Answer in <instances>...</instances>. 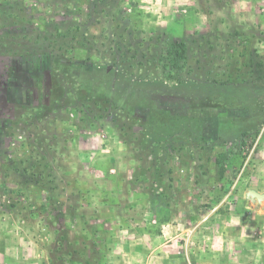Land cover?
Instances as JSON below:
<instances>
[{"label":"rangeland","instance_id":"obj_1","mask_svg":"<svg viewBox=\"0 0 264 264\" xmlns=\"http://www.w3.org/2000/svg\"><path fill=\"white\" fill-rule=\"evenodd\" d=\"M16 3L25 8L23 23L11 28L16 33L56 34L59 25L81 23L96 48L106 49L112 33L109 10H92L89 0H0V6ZM121 10L146 39L163 32L180 39L210 33V44L190 53L177 81L165 79L153 63L134 70L140 79L118 81L97 52L89 59L84 50L71 51L77 66L84 67L78 82L86 85L80 91L78 82L72 83L65 100L46 57L11 58L0 106L1 204L7 200L3 189L20 182L21 166L41 181L8 199L15 209L0 205V264H185L175 244L186 245L188 237L207 249L210 240L200 230L217 232V225L223 226L217 214H229L231 208L243 212L247 189L259 192H248V198L264 208V73H252L248 57L252 46L264 50V0H125ZM101 66H109L108 71ZM41 75L50 88V112L8 119L12 105L39 106L34 78ZM90 89L135 112L118 121L124 135L110 116L85 128L78 112L51 109L72 104L77 93L87 97ZM210 150L230 154L227 177L197 190L198 165ZM92 159L96 163L89 170ZM149 167L172 186L176 198H169L170 206L162 205L151 187L154 173L146 183L133 182ZM81 176L91 187L75 182ZM255 212L246 211L250 219L244 226L250 230L239 235L235 264H264V215ZM187 229L193 232L189 236L182 233ZM57 248L71 256L60 260ZM208 257L219 260L213 251Z\"/></svg>","mask_w":264,"mask_h":264},{"label":"trees","instance_id":"obj_2","mask_svg":"<svg viewBox=\"0 0 264 264\" xmlns=\"http://www.w3.org/2000/svg\"><path fill=\"white\" fill-rule=\"evenodd\" d=\"M125 0H89L90 9L109 10L111 12L110 22L112 33L107 38L108 43H105V50L96 48L97 43L92 40L91 35L84 31L83 25L77 23L67 27L57 26L56 34L48 33V31L41 35L36 32L16 33L12 30L19 26L18 21L23 18L25 8L19 3L0 6V106L1 95L6 84L5 78L11 69L10 61L16 55L30 56V57H46L48 66L50 67L49 75L55 79L56 86L62 93V99L65 100L71 91V84L79 81L80 71H84L82 65L77 66L74 62L71 51L84 50L88 54L89 59L97 52L108 61V64L113 67V74L116 75L118 81L134 82L140 79L141 75L135 74L134 70L141 69L146 63H153L159 72H161L165 79L170 81H177V74H183L185 68L188 66L189 55L194 49H201L203 44H210V33H194L188 38H175L168 33H159L156 36L146 39L143 32L136 29L131 22L124 16L121 7ZM225 3V0H219ZM101 11V10H100ZM13 27V28H12ZM12 28V29H11ZM239 35V33L237 34ZM91 37V38H90ZM241 37V35L239 36ZM203 43V44H202ZM250 43V42H248ZM59 52V53H58ZM249 66L253 69L252 73H264V50L252 46L248 50ZM109 66H101L100 70L108 71ZM97 69V68H95ZM140 71V70H139ZM96 72V70H95ZM116 73V74H115ZM88 75H91L89 73ZM146 79L150 75L145 74ZM37 88V95H39V106L32 107H14L10 106V117L16 120V115L27 118V116L34 117L43 112H50L46 100L48 99L47 78L43 75L34 78ZM85 83L78 82L80 91L84 90ZM89 87V86H88ZM78 89V92H79ZM86 91V90H85ZM86 97H82L77 93L73 95L76 101L68 105H57L56 109L51 108L53 112L58 113L66 109V113L76 111L81 115L80 120L83 127L91 126L90 123L95 121H104L109 116L111 117L114 127L121 134L125 132V127L119 126V119L125 114L127 117L135 116V112L126 105L120 104L113 96L103 93L92 92ZM81 94V92H80ZM113 97V98H112ZM71 98V99H72ZM70 107L72 110H68ZM39 111V113H38ZM47 114H44L46 116ZM9 116V115H8ZM48 116V115H47ZM13 120V119H12ZM27 120V119H26ZM126 133V132H125ZM124 135V134H123ZM213 150H210V156L203 160V164L198 165L201 173L194 179V187L198 190L202 186L207 185V182L212 180L215 183L222 182L227 177L228 167L231 159L230 154L223 152L213 155ZM212 166V167H211ZM22 167L21 180L15 188L6 187L3 189V196L7 198L6 202L0 205L8 209H15L16 203L10 202L8 199L13 196L22 195L23 191H27L30 183H40L41 176L36 174H29V169L25 165ZM213 168V169H212ZM154 173V174H153ZM149 174V177H148ZM153 174V175H152ZM154 176V182L151 187L155 189L161 197V204L170 206L169 198H176L175 193H171L172 186H166L165 182L160 179L162 176L157 174V171L149 167L140 173H137L134 178V183H146L150 176ZM32 176V177H31ZM151 176V177H152ZM32 178V179H31ZM209 183V182H208ZM170 191V195L167 194ZM43 204V208H46ZM60 251L58 258L64 260V256H71V254H64ZM51 264H64V262H51ZM91 264V261L85 262Z\"/></svg>","mask_w":264,"mask_h":264},{"label":"crops","instance_id":"obj_3","mask_svg":"<svg viewBox=\"0 0 264 264\" xmlns=\"http://www.w3.org/2000/svg\"><path fill=\"white\" fill-rule=\"evenodd\" d=\"M95 163H96V160H93V159L91 160V162H89V164H91L89 165L90 166L89 170ZM112 163H113V160H108V164H112ZM97 165H99V162ZM88 171H82L81 175H85L86 173H88ZM105 180L111 182L112 178H109V179L106 178ZM75 182L82 184V185L84 184L88 188L91 187V185L89 184L91 182H89V180L86 179L85 176H81ZM117 191L121 192V189L119 186H117ZM248 192L257 193L255 191H252L251 189H247L244 192L243 197H242V203H243L242 205L244 207L243 212H240V210L237 211V208L236 209L231 208V212L229 214H226V215L217 214V216L221 217L218 219L219 221L218 223H221L223 225L222 227L217 225L219 228V231L217 232H214V229H211L208 232L207 231L202 232L200 230V233H204L206 236H208L210 240V244H207V249H203L201 245H197L195 242H192L193 238L190 239L188 237L187 239L185 238L187 242L186 245L175 244L174 247H176V252H177V249H180L177 254L179 256L185 257V260L187 261V262L184 261L183 263L185 264H235L233 260L239 262V254L235 255L234 257L233 253H238L239 245L242 243L241 238L239 237L240 233L246 234L248 232L247 230H250L249 227L246 229V226H244L247 224V220L250 219L249 216L246 215V211L253 210V211H256L255 213L258 212L264 215V208L255 199L254 201L251 202V200L248 198ZM96 193L102 194L103 192L98 191ZM76 194L79 196H82L85 194V192L83 190H77ZM107 194H109V192ZM257 194H259V192ZM246 200L248 202H245ZM252 205L254 209L252 208ZM111 209L114 212L116 207L112 206ZM244 209H246V211ZM251 213L249 212L250 216L251 215L253 216V214ZM242 222L244 223L242 224ZM182 233H187L186 235L189 236L193 232L191 229H187L183 231ZM173 239L176 241V238H173ZM212 251L218 256L219 260L216 262L210 261L208 259L209 258L208 256H210V252ZM259 252L260 251H257V253ZM138 263L139 264H151L148 262H138ZM152 263L153 264H164V262H152ZM172 263L179 264V262H172Z\"/></svg>","mask_w":264,"mask_h":264},{"label":"flooded vegetation","instance_id":"obj_4","mask_svg":"<svg viewBox=\"0 0 264 264\" xmlns=\"http://www.w3.org/2000/svg\"><path fill=\"white\" fill-rule=\"evenodd\" d=\"M2 117H3V116H2V112L0 111V118H2ZM8 119H10V120L12 121V119H14V118L8 116Z\"/></svg>","mask_w":264,"mask_h":264},{"label":"water","instance_id":"obj_5","mask_svg":"<svg viewBox=\"0 0 264 264\" xmlns=\"http://www.w3.org/2000/svg\"><path fill=\"white\" fill-rule=\"evenodd\" d=\"M253 194H254V195H256V196H260L259 194H257V193H254V192H253Z\"/></svg>","mask_w":264,"mask_h":264}]
</instances>
